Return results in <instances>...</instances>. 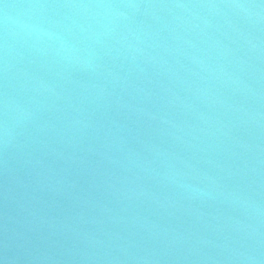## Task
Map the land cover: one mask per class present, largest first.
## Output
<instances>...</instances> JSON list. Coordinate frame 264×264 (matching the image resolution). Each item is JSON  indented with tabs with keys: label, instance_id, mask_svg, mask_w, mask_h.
<instances>
[{
	"label": "water",
	"instance_id": "1",
	"mask_svg": "<svg viewBox=\"0 0 264 264\" xmlns=\"http://www.w3.org/2000/svg\"><path fill=\"white\" fill-rule=\"evenodd\" d=\"M0 264H264V0H0Z\"/></svg>",
	"mask_w": 264,
	"mask_h": 264
}]
</instances>
